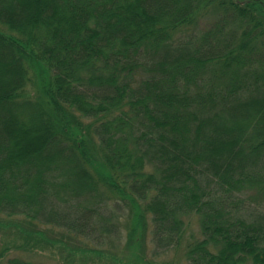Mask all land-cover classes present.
<instances>
[{
    "label": "trees",
    "instance_id": "1",
    "mask_svg": "<svg viewBox=\"0 0 264 264\" xmlns=\"http://www.w3.org/2000/svg\"><path fill=\"white\" fill-rule=\"evenodd\" d=\"M255 60L264 0H0V215L98 254L124 209L133 264L150 234L188 264H264Z\"/></svg>",
    "mask_w": 264,
    "mask_h": 264
},
{
    "label": "rangeland",
    "instance_id": "2",
    "mask_svg": "<svg viewBox=\"0 0 264 264\" xmlns=\"http://www.w3.org/2000/svg\"><path fill=\"white\" fill-rule=\"evenodd\" d=\"M215 17L211 14L206 18H201L199 22V33L205 32L208 28L214 26ZM219 41V39H216ZM257 59H260L259 54H255ZM256 64L253 63L252 68L257 65L258 68L254 67L256 71H261L260 67L262 64L255 60ZM30 90L27 94L34 98L36 96V85L30 84ZM255 199V195L249 192H246L245 197H242L247 201L249 197ZM255 201V200H253ZM113 202H109L103 206L102 211L106 210L108 213L113 209ZM62 203V202H61ZM252 204L250 201L246 202ZM75 205V202L72 203ZM125 207V206H124ZM110 209V211L108 210ZM74 210H78V207L73 206ZM80 209V208H79ZM107 213V214H108ZM120 218L116 220L118 225V232L114 234H107L104 238H100L99 246L97 247V253H84L93 249L87 244L76 238H70L64 232H54L45 229L44 226H38L35 228L43 233L41 236L33 237L26 236L22 234L21 230H31V225L27 221V218L24 217H14L8 218L0 215V253L4 252L0 256V264H8L9 258H23L27 261L41 262L43 264H133L135 259H132V256L129 250L125 246L128 242V232L126 227H128V211L122 209L119 212ZM6 227V228H5ZM25 237L36 239L39 243L34 247L23 250L19 246L27 242ZM152 234L149 235L148 248L145 251L143 261L141 264H188L187 259L185 258V245L179 249H170L169 251L155 253L154 241L151 239ZM30 240V239H29ZM60 242L62 244H60ZM36 242H34L35 244ZM133 250V248L131 249Z\"/></svg>",
    "mask_w": 264,
    "mask_h": 264
}]
</instances>
